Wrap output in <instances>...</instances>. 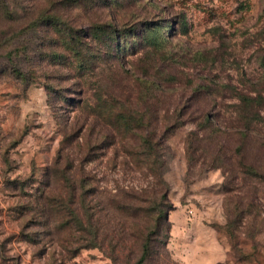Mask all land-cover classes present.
Here are the masks:
<instances>
[{
	"label": "rangeland",
	"instance_id": "374dc122",
	"mask_svg": "<svg viewBox=\"0 0 264 264\" xmlns=\"http://www.w3.org/2000/svg\"><path fill=\"white\" fill-rule=\"evenodd\" d=\"M263 63L264 0H0V264H137L159 211L143 264H264Z\"/></svg>",
	"mask_w": 264,
	"mask_h": 264
},
{
	"label": "trees",
	"instance_id": "16d2710c",
	"mask_svg": "<svg viewBox=\"0 0 264 264\" xmlns=\"http://www.w3.org/2000/svg\"><path fill=\"white\" fill-rule=\"evenodd\" d=\"M262 66L264 68V63L262 64ZM243 102L245 104H251L254 102V99L245 97V98H243ZM246 106H248V105H246ZM162 214H163V211L158 212V215H157V218L155 221L154 229H151V230L147 229L148 233L145 234V240L141 245V255H140V258H139L137 264H143L147 260L149 253H150V250H151L152 236L156 235L159 231V224L158 223L162 217Z\"/></svg>",
	"mask_w": 264,
	"mask_h": 264
},
{
	"label": "crops",
	"instance_id": "0c3cea01",
	"mask_svg": "<svg viewBox=\"0 0 264 264\" xmlns=\"http://www.w3.org/2000/svg\"><path fill=\"white\" fill-rule=\"evenodd\" d=\"M202 260H204V259H202ZM204 262V261H203Z\"/></svg>",
	"mask_w": 264,
	"mask_h": 264
}]
</instances>
